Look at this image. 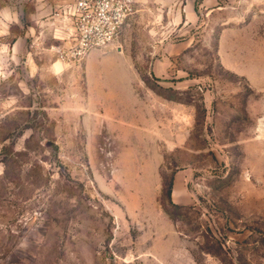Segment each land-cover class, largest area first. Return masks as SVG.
I'll list each match as a JSON object with an SVG mask.
<instances>
[{"label": "rangeland", "instance_id": "rangeland-1", "mask_svg": "<svg viewBox=\"0 0 264 264\" xmlns=\"http://www.w3.org/2000/svg\"><path fill=\"white\" fill-rule=\"evenodd\" d=\"M44 1L0 0V264H264V0H152L72 66Z\"/></svg>", "mask_w": 264, "mask_h": 264}, {"label": "built area", "instance_id": "built-area-1", "mask_svg": "<svg viewBox=\"0 0 264 264\" xmlns=\"http://www.w3.org/2000/svg\"><path fill=\"white\" fill-rule=\"evenodd\" d=\"M136 12V0H74L62 9V42L51 50L58 60L77 64L91 50L117 42Z\"/></svg>", "mask_w": 264, "mask_h": 264}, {"label": "crops", "instance_id": "crops-1", "mask_svg": "<svg viewBox=\"0 0 264 264\" xmlns=\"http://www.w3.org/2000/svg\"><path fill=\"white\" fill-rule=\"evenodd\" d=\"M74 0H45L44 3L42 5H40L41 9H46V11L48 10H58L59 9V13H55L53 16L50 17V19H48L47 23H49L51 26L54 27V36L56 38L59 39V41L57 43L62 42L60 40V27L62 25V20L60 18V14L62 12L63 7L68 4L73 2ZM180 0H157L158 4H166L165 9L169 7H171L173 9V7L175 8V5L178 4ZM152 2V0H136V8L139 10H137L138 12H141L143 8H149V4ZM184 2V10L186 12H191L194 11L196 5L199 7L200 4H205L206 2H212V5L217 6L219 4L218 0H181V3L183 4ZM61 8V9H60ZM173 12V10H172ZM169 20L175 19V13L173 15V13L171 15H169ZM65 63V62H64ZM70 66L75 65L74 63H66ZM100 71L98 73L99 76H101L102 74L107 75V74H114L116 76H120L121 72L123 71V69L118 68H104L102 70H98ZM130 87V86H129ZM122 90H126V91H131L133 90L131 87L128 88L127 85L125 84H106V83H100L96 86H94L92 89L88 90V98L95 104V105H101L102 107H105L106 109H108L107 111L109 113H112V109L111 107H113V105H117L119 103V100L121 99V93ZM175 189V188H174ZM178 202V201H176Z\"/></svg>", "mask_w": 264, "mask_h": 264}, {"label": "trees", "instance_id": "trees-1", "mask_svg": "<svg viewBox=\"0 0 264 264\" xmlns=\"http://www.w3.org/2000/svg\"><path fill=\"white\" fill-rule=\"evenodd\" d=\"M168 195H169V196L171 195V189H169V191H168Z\"/></svg>", "mask_w": 264, "mask_h": 264}]
</instances>
